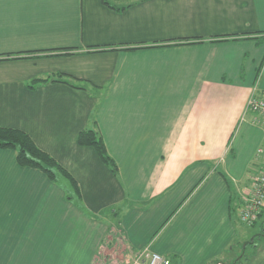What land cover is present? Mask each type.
<instances>
[{
  "label": "crops",
  "instance_id": "obj_1",
  "mask_svg": "<svg viewBox=\"0 0 264 264\" xmlns=\"http://www.w3.org/2000/svg\"><path fill=\"white\" fill-rule=\"evenodd\" d=\"M0 56V126L65 167L84 206L0 149V264L233 253L264 144L248 109L264 97V0H0ZM59 74L71 83L28 86ZM95 122L118 175L77 141Z\"/></svg>",
  "mask_w": 264,
  "mask_h": 264
},
{
  "label": "trees",
  "instance_id": "obj_2",
  "mask_svg": "<svg viewBox=\"0 0 264 264\" xmlns=\"http://www.w3.org/2000/svg\"><path fill=\"white\" fill-rule=\"evenodd\" d=\"M106 6L115 10H125L138 1L142 0H101ZM191 42V40H184V43ZM183 43V42H182ZM3 56H0V59ZM63 74L55 77L40 78L36 77L28 84L30 88H36L42 83L50 81H62L71 83L63 78ZM75 85V84H74ZM84 88L83 86H80ZM94 126L85 128L79 132L77 141L83 146H92L95 148L101 160L111 169V171L118 175V165L115 160L108 153L106 143L100 131ZM0 149H14L17 152L16 159L23 167L36 168L43 171L52 181L59 182V178L64 177L68 180L72 192L67 194V199H75L81 208L84 206L81 203V189L77 180L72 174L63 167L51 154L40 148L33 138L24 130L14 127L0 126ZM191 193V192H190ZM176 210L168 218V220L175 214ZM263 215H260L259 221ZM166 220V222L168 221ZM259 221L255 222L252 226L256 225ZM165 222V223H166ZM172 264H180L178 259L173 258Z\"/></svg>",
  "mask_w": 264,
  "mask_h": 264
},
{
  "label": "built area",
  "instance_id": "obj_3",
  "mask_svg": "<svg viewBox=\"0 0 264 264\" xmlns=\"http://www.w3.org/2000/svg\"><path fill=\"white\" fill-rule=\"evenodd\" d=\"M248 109L258 116V120L264 130V97L252 96ZM259 166L250 179V186L243 197L240 210V220L248 226L259 221L264 210V144L257 150ZM123 264H172L171 260L147 247L136 252Z\"/></svg>",
  "mask_w": 264,
  "mask_h": 264
},
{
  "label": "rangeland",
  "instance_id": "obj_4",
  "mask_svg": "<svg viewBox=\"0 0 264 264\" xmlns=\"http://www.w3.org/2000/svg\"><path fill=\"white\" fill-rule=\"evenodd\" d=\"M60 181L67 185L66 187H69V182L66 178L61 177ZM239 226L242 228V233L239 235V239L233 253L226 256L227 260L225 258H220L219 261H222L224 264H230L232 263L230 262L231 260L233 261V259L240 257L241 260L239 261V264H264V216L254 226H248L244 223H239ZM127 254L128 253L117 254L116 251L113 252L116 259L115 262L111 264H123L127 258ZM111 258L112 256L109 254L108 261L106 262L107 264ZM168 258L173 260L174 257L171 256ZM236 262L238 264V260H236ZM211 264H217V261H214Z\"/></svg>",
  "mask_w": 264,
  "mask_h": 264
}]
</instances>
